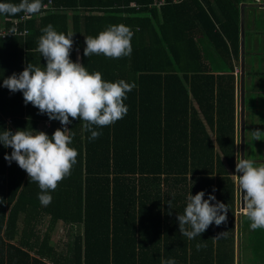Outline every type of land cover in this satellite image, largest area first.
<instances>
[{
	"label": "trees",
	"instance_id": "1",
	"mask_svg": "<svg viewBox=\"0 0 264 264\" xmlns=\"http://www.w3.org/2000/svg\"><path fill=\"white\" fill-rule=\"evenodd\" d=\"M243 1L42 0L48 8L18 23L26 34L0 35V133L34 130L51 137L64 127L25 104L22 92L3 86L28 63L46 66L37 48L48 24L74 33L73 62L80 50L89 72L136 85L124 100L127 114L97 128L102 134L95 140L83 121L69 118L77 162L49 193L47 206L38 199V183L4 159L12 149L0 143V264H236L240 231L250 259L264 264V229L252 230L243 210L238 217L233 177L240 175ZM22 14H0V28L13 27ZM119 24L134 33L129 56H84L86 36ZM200 191L227 205V220L189 240L177 215L188 195Z\"/></svg>",
	"mask_w": 264,
	"mask_h": 264
},
{
	"label": "clouds",
	"instance_id": "2",
	"mask_svg": "<svg viewBox=\"0 0 264 264\" xmlns=\"http://www.w3.org/2000/svg\"><path fill=\"white\" fill-rule=\"evenodd\" d=\"M43 7L42 0H20L19 4L0 2V14L14 16L24 12L30 17ZM41 31L37 51L46 60V66L41 68L28 63L18 75L13 73L4 79L3 86L13 93L22 92L25 104L31 103L41 114H47L49 120H59L64 127L57 128L51 137L43 131L17 130L13 133L4 130L0 133V143L12 149L4 159L9 164L15 161L32 181L38 183L41 190L38 199L47 206L52 201L49 193L71 175L77 162L78 152L70 146L69 118L83 121V129L90 132L89 139L95 140L102 134L97 128L112 125L127 114L124 100L136 85L123 79L105 81L99 71L89 72L79 62V57L73 62L70 56L74 33L58 32L52 24ZM10 32H15V28ZM133 35L128 26L109 25L97 36L85 37L84 56L102 54L113 59L129 56ZM251 135L260 140L264 133L257 129L251 131ZM235 172L240 174L233 177L242 194L243 215L251 222L252 230L264 229V163L257 165L237 152ZM204 196L203 191L194 196L190 193L183 214L177 215L179 232L189 240L200 236L213 223L219 226L227 220V205L219 201L211 203L216 200L212 194L208 199ZM168 205L171 207V201ZM200 247L198 244L197 249ZM161 264H176V261L162 259Z\"/></svg>",
	"mask_w": 264,
	"mask_h": 264
},
{
	"label": "crops",
	"instance_id": "3",
	"mask_svg": "<svg viewBox=\"0 0 264 264\" xmlns=\"http://www.w3.org/2000/svg\"><path fill=\"white\" fill-rule=\"evenodd\" d=\"M242 4L245 6V59L246 70L245 71V158H250L256 162L257 165L264 163V139L262 136L260 140H255L251 131L260 130L263 125L259 124L260 118H258L255 112V106L258 107L264 105V98L261 94H264V55H259L260 48L263 46L264 53V3H256L254 0H245ZM241 4V5H242ZM241 12V11H240ZM241 23V16H240ZM241 31V29H240ZM241 36V35H240ZM241 48V37H240ZM79 57L81 59L80 50H76V60ZM240 63H241V50H240ZM236 72L237 69H236ZM261 90V91H260ZM240 105H241V88L238 90V103L237 113L238 122L240 123ZM259 119V121H258ZM257 145L256 147L254 145ZM239 192V191H238ZM240 199L237 203V215L239 217L240 211L243 209L240 207L241 193L239 192ZM243 206V205H242ZM238 238H236V264H258L250 259L252 251L250 249L245 250L242 247V241L244 234L240 231ZM244 250L246 252H244ZM260 264V263H259Z\"/></svg>",
	"mask_w": 264,
	"mask_h": 264
},
{
	"label": "water",
	"instance_id": "4",
	"mask_svg": "<svg viewBox=\"0 0 264 264\" xmlns=\"http://www.w3.org/2000/svg\"><path fill=\"white\" fill-rule=\"evenodd\" d=\"M245 6L241 5V75H240V88H241V105H240V154L245 158ZM241 203L243 205V198L241 194Z\"/></svg>",
	"mask_w": 264,
	"mask_h": 264
},
{
	"label": "built area",
	"instance_id": "5",
	"mask_svg": "<svg viewBox=\"0 0 264 264\" xmlns=\"http://www.w3.org/2000/svg\"><path fill=\"white\" fill-rule=\"evenodd\" d=\"M257 2L259 3H264V0H256ZM44 8H48V3H45L44 4ZM42 13V12H41ZM29 16H27L24 12L23 14L21 15L20 18H14L13 21H14V26L11 27V28H6V27H2L0 28V35H2L3 37L7 36V35H14V34H19V35H24L27 33V29H23L21 30L18 23L21 22V20H24L26 18H28ZM9 19V18H7ZM15 28V32H10V29H13ZM238 71V69H237Z\"/></svg>",
	"mask_w": 264,
	"mask_h": 264
},
{
	"label": "rangeland",
	"instance_id": "6",
	"mask_svg": "<svg viewBox=\"0 0 264 264\" xmlns=\"http://www.w3.org/2000/svg\"><path fill=\"white\" fill-rule=\"evenodd\" d=\"M262 51H263V46H261V48H260L259 55H264V53ZM261 96L264 98V94H261ZM255 109H256L255 110V112H256L255 115H257V113H258V118H260V121L258 119L259 124L263 125V127H260V131L262 133H264V105H261L260 107H258V104H256ZM262 138L264 139V135L262 136ZM254 146L256 147L257 145L255 144ZM240 207L243 209L242 204L240 205Z\"/></svg>",
	"mask_w": 264,
	"mask_h": 264
}]
</instances>
